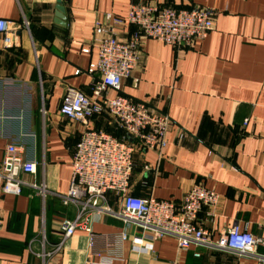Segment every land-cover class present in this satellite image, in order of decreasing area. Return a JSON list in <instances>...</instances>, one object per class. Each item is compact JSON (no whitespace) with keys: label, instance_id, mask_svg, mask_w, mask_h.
Returning a JSON list of instances; mask_svg holds the SVG:
<instances>
[{"label":"crops","instance_id":"1","mask_svg":"<svg viewBox=\"0 0 264 264\" xmlns=\"http://www.w3.org/2000/svg\"><path fill=\"white\" fill-rule=\"evenodd\" d=\"M58 1L0 0V19L16 29L11 47L5 48L0 36V164L9 144L24 146L37 173L22 178L45 180L52 192L45 205L28 189L2 198L0 264H87L90 244L84 231L45 262L32 243L43 230V214L51 246L62 241L61 222L76 216V208L64 206L57 195L69 190L83 126L61 116L59 108L68 86L92 94L100 81L98 74L86 73L98 59L95 26L106 24V14L126 17L132 3L201 7L216 15L214 31L193 48L144 38L139 67L120 92L107 93L143 102L171 118L162 158L149 150L136 153L131 195L180 203L203 183L221 197L214 221L205 213L199 217L214 240L234 224L264 237V0H60L65 21L56 18ZM136 31L125 24L115 34L129 40ZM78 70L82 73L76 75ZM93 126L122 137L107 113L96 116ZM110 203L116 205L112 198ZM122 230L120 220L101 218L93 225L96 245ZM128 234L137 232L130 228ZM146 243L151 247L139 253L127 242L121 264H259L228 253L180 250L171 238Z\"/></svg>","mask_w":264,"mask_h":264},{"label":"built area","instance_id":"2","mask_svg":"<svg viewBox=\"0 0 264 264\" xmlns=\"http://www.w3.org/2000/svg\"><path fill=\"white\" fill-rule=\"evenodd\" d=\"M214 10L192 7L170 9L158 4L132 3L126 17L106 14V24L97 23L93 42L98 49V59L90 64L87 74L100 76L91 95L68 86L62 97L59 113L64 118L81 123L83 130L72 155V177L66 194L57 197L64 206H74V219L60 224L62 241L50 245L47 240L45 218L38 239L36 255L45 262L60 252L64 243L77 231L89 235L90 256L87 264H121L125 260L124 245L131 242L136 252L151 247L146 240L174 239L180 250L191 247L228 253L238 258H250L264 264V237L254 235L234 224L229 230L213 239L199 217L205 213L210 221L217 218L220 195L205 184H195L180 203L155 198L142 199L131 195V180L135 170V155L139 151H154L162 158L167 147V133L171 118L164 111H156L143 102L117 95L108 98L109 91L120 92L124 80L130 79L140 65L141 41L157 40L177 48H193L214 31ZM125 24L136 28L129 40H120L115 30ZM28 29V22L23 23ZM16 29L11 23L0 19V36L3 46L11 47ZM89 53V50H83ZM82 72L78 70L75 74ZM107 113L116 123L122 137L97 129L93 119ZM249 120L244 122L247 125ZM130 136L135 143L127 139ZM184 134H181L179 141ZM37 165L26 158L24 146L11 143L0 164V201L6 195L18 197L29 190L33 198L45 205L52 195L44 181H27L25 174L36 175ZM111 198L116 205H112ZM103 217L120 220L124 230L105 236L101 246L96 245L97 236L93 225ZM1 224V222H0ZM133 228L137 234L130 236ZM264 229V221L262 223ZM195 257H200L199 253Z\"/></svg>","mask_w":264,"mask_h":264},{"label":"water","instance_id":"3","mask_svg":"<svg viewBox=\"0 0 264 264\" xmlns=\"http://www.w3.org/2000/svg\"><path fill=\"white\" fill-rule=\"evenodd\" d=\"M57 13H56V18L60 21H65V18H64V8L62 7V2L59 0L57 2ZM127 139L130 143H135L134 139L131 138L130 136H127Z\"/></svg>","mask_w":264,"mask_h":264},{"label":"trees","instance_id":"4","mask_svg":"<svg viewBox=\"0 0 264 264\" xmlns=\"http://www.w3.org/2000/svg\"><path fill=\"white\" fill-rule=\"evenodd\" d=\"M118 137V136H117Z\"/></svg>","mask_w":264,"mask_h":264}]
</instances>
